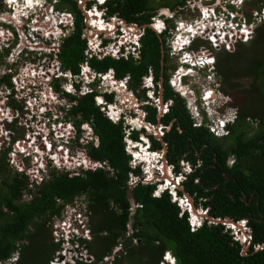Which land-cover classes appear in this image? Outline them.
<instances>
[{"label": "trees", "instance_id": "obj_1", "mask_svg": "<svg viewBox=\"0 0 264 264\" xmlns=\"http://www.w3.org/2000/svg\"><path fill=\"white\" fill-rule=\"evenodd\" d=\"M62 1L77 8L72 0ZM79 34L77 23L59 55L63 66L71 67L73 71H78L76 61L84 48V44H79ZM224 53L227 61H223L221 55L216 64L224 74L239 76L243 73L253 77L258 84L257 91L264 97V22L255 28L250 41L239 43L232 53ZM110 64L119 70L125 69L124 64L111 59L96 62L100 70ZM262 101L264 99L247 103L243 109L245 112H241L235 123L229 126V135L223 140L214 138L205 126L194 127L196 147L207 143L204 152H216L218 160L215 162L212 155L206 159L210 166L200 175L203 186L193 182L196 173L184 183V189L191 195L207 198L197 205L208 208L211 217L228 216L235 221L251 216L264 218V116L256 110ZM74 111L80 112L82 121L92 120L99 145H90L88 153L92 158L107 160L111 172L105 169L85 170L82 174L52 172L48 179L28 188L27 177L12 170L5 156L0 157V261L17 254L14 264H50L59 246L53 242L50 221L60 215L65 203L85 194L87 207L92 213V237L86 248L95 261H101L111 253L128 231L127 225L132 218L131 234L125 238L122 250L113 256L111 264H159L164 251L172 253L176 264H264V249L254 250V245L264 243V220H249L254 239L246 254H242L241 244L222 224H209L205 220L202 226L192 230L187 213L181 214L167 190L159 196H152L154 184L138 183L132 189L135 202L141 206L131 216L127 181L129 172L139 175L140 168L132 169L129 165L130 156L125 151L121 123L102 115L93 103V94L79 98ZM249 117L263 120L259 123L260 128L252 133V126L246 121ZM132 137L137 139L136 131ZM234 154L243 160L228 168L226 159ZM225 172L233 178L226 180ZM217 184L220 185L213 189ZM253 190L258 196V208L255 200L252 204L242 200V196L248 198ZM25 192L30 198L24 196ZM133 240L136 244L132 243ZM172 255L168 258L171 259Z\"/></svg>", "mask_w": 264, "mask_h": 264}, {"label": "flooded vegetation", "instance_id": "obj_2", "mask_svg": "<svg viewBox=\"0 0 264 264\" xmlns=\"http://www.w3.org/2000/svg\"><path fill=\"white\" fill-rule=\"evenodd\" d=\"M48 1L53 2L57 9L70 13L62 42L47 44L58 56L66 47L67 39L72 37L76 24L80 26L79 44H84V48L82 56L76 61L78 71L66 68L69 69L74 92L69 96L76 100V105L79 98L87 95H82L80 91L89 90L88 94H93V103L102 115L109 120V116H116L118 122L115 123H121L122 129L131 127L132 133L136 131L138 146L157 154L158 157L152 160L153 164L161 165L165 161L175 175L173 180L179 177V186L184 189V183L196 173L193 182L201 184L200 175L210 166L206 159L212 155L217 162L218 158L214 151L204 152L207 143L196 147L194 127L204 125L192 119L187 108L188 101L202 100L208 97L207 94L215 93L221 99L217 114L223 119L230 116L231 125L241 113L233 105L239 100L233 92L236 91L233 85L240 76H226L216 65L218 56L222 55V60L227 61L224 52H234L240 43L225 41L234 40L228 32L231 29L229 23L240 16V12H235V4L231 0H72L77 6L74 9L62 0ZM3 4V0H0V11L12 13L13 9H7ZM218 34H221L220 38H217ZM213 38H217V41H213ZM106 59L119 61L125 69L119 70L111 64L104 70L97 69L96 62ZM210 59L212 64L207 63ZM84 67L85 73L82 70ZM228 108L235 109L234 117L227 111ZM72 113H77L74 108ZM251 120L250 117L246 118L247 122ZM80 121L82 116L77 120ZM84 121H89L94 129L91 119ZM227 135L229 126L226 133L217 138L223 140ZM258 142L263 143L261 140ZM241 160L236 154L229 155L227 167L231 168ZM232 178V175L225 177L226 180ZM174 188L178 197L185 198L178 186ZM190 196L196 208L208 213V208L197 205L207 198L196 194ZM253 200L258 208L255 190L250 192L245 202L252 204ZM183 213H187L189 221V211L181 209ZM245 218L246 226L251 229L250 247L254 229L249 220L252 218L255 222H261L264 218ZM205 220L208 222L203 218L198 227ZM224 228L234 237L231 229Z\"/></svg>", "mask_w": 264, "mask_h": 264}, {"label": "built area", "instance_id": "obj_3", "mask_svg": "<svg viewBox=\"0 0 264 264\" xmlns=\"http://www.w3.org/2000/svg\"><path fill=\"white\" fill-rule=\"evenodd\" d=\"M231 1L237 9L235 12H240V16H235L236 20L229 23L231 29L228 35H232L234 40L225 41L246 43L252 39L255 28L264 22V1ZM3 2L5 8H12L13 11L11 15L8 11H0V157L5 156V161L12 170L27 177L28 188H34L42 180L48 179L52 172L82 174L85 170L96 169L111 172L107 160H98L89 155L88 147L99 145L98 136L89 121L77 122L81 119V114L72 113L76 100L69 96L74 94L69 69L63 66L56 51L47 47V44L62 42L70 13L57 9L48 0ZM255 2L259 3L250 6ZM92 9L95 10V7ZM4 16L12 17L16 23L6 21ZM220 37L221 34H218L217 38ZM217 38L214 40L217 41ZM20 39L40 47L20 48ZM82 70L85 73V67ZM89 92L87 89L80 91L82 95ZM109 118L112 122H118L116 116ZM123 132L125 151L130 156L132 169L139 167V175L143 174L144 177H151L149 170L152 168L156 175L159 174V165L152 163L153 158L158 157L157 154L138 146V141L132 137L131 127H125ZM139 154H143L144 158H140ZM172 175L174 178L175 175ZM178 179H172L173 183L156 181L158 184L155 185L152 196H159L167 190L172 200H178L177 205L183 209L186 199L178 197L174 188ZM24 196L30 198L27 192ZM69 203L62 206L58 217L52 218L50 226L52 237L60 243V248L65 246V242L75 243L76 247L73 248V255L67 256V249L59 248L58 255L54 257L58 260L51 261V264H58L60 259L61 263L72 259L71 262L77 264H93V257L85 255L88 252L86 242L92 237V213L87 205H80L75 211ZM135 206L141 205L135 203ZM195 221L192 217L189 219L192 230H196L201 224V221ZM122 248L123 242L119 240L104 260L111 262ZM168 253L164 252L160 264H176L174 256L167 258ZM16 255L0 261V264H14Z\"/></svg>", "mask_w": 264, "mask_h": 264}, {"label": "water", "instance_id": "obj_4", "mask_svg": "<svg viewBox=\"0 0 264 264\" xmlns=\"http://www.w3.org/2000/svg\"><path fill=\"white\" fill-rule=\"evenodd\" d=\"M4 18L6 21H8L10 23H14V24L16 23L15 20L10 16H4ZM131 27L135 28L134 25H131ZM37 46L38 45L31 44V43L25 41L24 39H20V48H23V47L35 48ZM38 47H40V46H38ZM159 156L163 157L162 154H159ZM129 165H130V163H129ZM130 167L132 168L131 165H130ZM149 173H151V177H144L143 174L142 175H134L132 172L129 173V179L127 181V191L126 192H127V198L129 200V203H130V215L131 216L136 211L135 200H134L133 195H132V189L138 183L154 184V183H156V181H166L168 183H173V181H172L173 175L171 173V169L165 161H163L161 163V165H159V174H157V175L155 174L154 168L150 169ZM224 175L227 178L230 177V174L228 172L225 173ZM177 186H178V189H180L182 191V194L186 199L183 211L187 209L189 211L191 217L196 220L195 222H197V221L202 222L203 218H205L208 220L209 224H222L226 228L231 229L232 233L234 234V239L239 240L241 245H242V249H241L242 254H246V251L248 250V247L250 245V239H251V235L249 233L251 231V229L246 226V223H247L246 218L235 221L228 216L211 217L208 215V213H206V210H204V209L202 210L201 208H196L194 205L193 198L190 196V194L187 193L183 189L182 186H179L176 183V187ZM242 199L244 201H246V196H244ZM129 223H130V227H131V223H132L131 219H130ZM129 229L131 231L132 227ZM261 249H264V243L256 244L254 246L255 251H258Z\"/></svg>", "mask_w": 264, "mask_h": 264}, {"label": "rangeland", "instance_id": "obj_5", "mask_svg": "<svg viewBox=\"0 0 264 264\" xmlns=\"http://www.w3.org/2000/svg\"><path fill=\"white\" fill-rule=\"evenodd\" d=\"M257 1V0H256ZM257 3H259V2H257ZM250 6H254V4L253 5H250ZM254 31V30H253ZM253 34V33H252ZM252 36V35H251ZM247 43V42H246ZM64 56H66V55H64ZM67 57H69V56H67ZM238 74V73H237ZM240 74V73H239ZM240 77H238L236 80H235V85H233V84H231V86L233 85L234 86V88H235V90L236 91H233L234 92V94H235V96L237 97V99H239L236 103H234L233 105H234V107L235 108H239V110L241 111V112H245V110H243L244 109V107L247 105V103L249 104V103H256L257 102V100H261V99H264V97L262 96V94H260L258 91H257V88H258V84H257V82H255V80H254V78L253 77H251V76H249V75H246V74H240L239 75ZM232 83V82H231ZM256 84H257V86H256ZM255 86H256V91H254L255 89ZM230 89L231 90H233V87H230ZM216 95H215V93H209L208 94V97H207V101H212L213 100V98L215 97ZM262 103L263 104H261V106L260 107H257V109L256 110H258V112L259 113H261L263 116H264V101H262ZM234 110L235 109H233V108H231V109H227V111L230 113V114H232L231 116L232 117H234ZM196 114V113H195ZM230 117V116H229ZM229 117H226V119H223V120H227ZM259 117V116H258ZM199 118H200V115H199ZM262 119V118H261ZM261 119L260 118H257L256 120H251V121H249V123H250V125L252 126V128L250 129V132H255L256 130H258L260 127H259V123H261L262 121H261ZM217 124L219 125V127H222L221 126V124L220 123H218V121H214V123H210L208 126H211L212 128H208L209 130L211 129V130H214V133L216 134H213V137L214 138H217V135H221V134H223V132H222V130H220L218 127H217ZM218 142L220 141V140H218V139H216ZM89 148V147H88ZM232 161V158L230 159V162ZM49 178V177H48ZM76 198V197H75ZM77 198H79V199H74V201L72 202V203H69L68 205L69 206H73V208H75V211H77V207L78 206H80V205H88L87 204V200H86V197H85V194H82V195H80V196H77ZM131 220H132V218H131ZM131 227H132V225H131ZM130 227V223H128V225H127V228L129 229V228H131ZM131 234V231H130V229L124 234V237H122V242L125 240V238H127L129 235ZM51 235H53L52 234V231H51ZM91 240V239H90ZM90 240H88V241H90ZM87 241V242H88ZM53 242L54 243H58V242H56V240L55 239H53ZM86 242V243H87ZM132 243L133 244H136L135 243V241L133 240L132 241ZM70 244H72V245H70ZM65 246H62L63 248H65V249H67L66 251H65V254H66V256L67 255H73V248L74 247H76L75 245V243H68V242H65V244H64ZM60 243H59V246H58V249L60 248ZM70 247H71V250H68V249H70ZM63 248H60V249H63ZM59 251L60 250H56V252L54 253V256H53V258H52V262H54V261H57L58 259H54V257H55V255L57 256L58 255V253H59ZM164 253V252H163ZM88 255V256H90V254H89V252H85V255ZM15 257H17V255L15 256ZM57 258V257H56ZM54 260V261H53ZM72 260V259H71ZM71 260H67V261H69V262H71ZM92 261H93V264H111V262H107V261H105L104 260V257L102 258V260L101 261H95V259L94 258H92ZM50 264H51V262H50ZM58 264H63V263H61V259H60V262H58ZM65 264H67V262L65 263ZM160 264V263H159Z\"/></svg>", "mask_w": 264, "mask_h": 264}, {"label": "clouds", "instance_id": "obj_6", "mask_svg": "<svg viewBox=\"0 0 264 264\" xmlns=\"http://www.w3.org/2000/svg\"><path fill=\"white\" fill-rule=\"evenodd\" d=\"M209 64H212V62ZM203 68H205V67H203ZM207 96H208V94H207ZM206 99H207V97L205 99H202V100L188 101V107L187 108L189 109L190 116L192 117V119L197 121L199 124L204 125L207 128H212L211 126H208V125L210 123H214V121H218V123H220L222 127H219L218 124H217V127L220 130H222L223 134H225L228 126H230L233 122L229 119L223 120V118H220L218 116L217 113H218V110L221 106L220 97L215 96L212 101H207ZM199 115H200V118H199ZM211 133L215 134L214 132H211ZM223 134L217 135V137H221ZM168 252H170V251H168ZM63 264H65V263H63ZM67 264H77V263L67 261Z\"/></svg>", "mask_w": 264, "mask_h": 264}, {"label": "bare ground", "instance_id": "obj_7", "mask_svg": "<svg viewBox=\"0 0 264 264\" xmlns=\"http://www.w3.org/2000/svg\"><path fill=\"white\" fill-rule=\"evenodd\" d=\"M140 156V158L143 156V155H141V154H139ZM151 160V159H150ZM170 256V252L168 253V255H167V258ZM169 259V258H168Z\"/></svg>", "mask_w": 264, "mask_h": 264}, {"label": "snow or ice", "instance_id": "obj_8", "mask_svg": "<svg viewBox=\"0 0 264 264\" xmlns=\"http://www.w3.org/2000/svg\"><path fill=\"white\" fill-rule=\"evenodd\" d=\"M205 14L207 15V13H205ZM190 30H191V29H189V31H190ZM214 39H215V38H213V41H214ZM208 63H211V61H208Z\"/></svg>", "mask_w": 264, "mask_h": 264}]
</instances>
